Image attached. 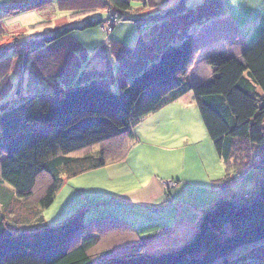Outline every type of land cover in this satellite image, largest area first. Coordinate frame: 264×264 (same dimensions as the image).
<instances>
[{
	"label": "trees",
	"instance_id": "obj_1",
	"mask_svg": "<svg viewBox=\"0 0 264 264\" xmlns=\"http://www.w3.org/2000/svg\"><path fill=\"white\" fill-rule=\"evenodd\" d=\"M184 1L165 11L160 9L168 8L172 0H26L0 4V39L8 33L4 18L40 14L51 5L54 11L83 19L108 14L107 21L88 19L34 40L24 37L19 43L22 50L12 48V52L0 55V264H264V30L240 58L208 56L206 63L213 76L192 85L187 78L194 66L191 31L222 17L226 5L223 0H202L188 7ZM134 4H138L136 12L160 11L134 21L147 31L135 49L117 41L110 43L120 65L118 92L95 81L71 88L64 95L53 91L8 102L15 89L14 78H18L13 73L15 58L23 72L19 83L26 76L31 80L32 74L51 76L72 71L78 65L77 54L85 59L88 54L71 33L107 23H112V32L117 21H132L123 14L133 10ZM100 56L99 51L96 57ZM129 68L133 70L131 77L126 71ZM20 91L18 87L17 93ZM189 93L226 167V175L217 183L231 192L244 186L247 174L255 170L259 193L254 200L237 203L248 197L245 190L230 200H221L203 214L190 242L154 255L140 251L167 229L139 233L126 214L130 209L123 204H85L59 226H47L42 211L55 203L66 178L123 160L133 140V129ZM96 147L102 148L78 156ZM38 187L41 190L35 208L19 206L21 201L30 200ZM20 207L29 211L16 212ZM13 214L23 225L33 223V229L15 232L7 222ZM106 236L117 242L98 250ZM124 237L133 240L119 247L118 241Z\"/></svg>",
	"mask_w": 264,
	"mask_h": 264
},
{
	"label": "rangeland",
	"instance_id": "obj_2",
	"mask_svg": "<svg viewBox=\"0 0 264 264\" xmlns=\"http://www.w3.org/2000/svg\"><path fill=\"white\" fill-rule=\"evenodd\" d=\"M197 1L198 0H185L184 2L189 7ZM168 2H170V0H168ZM180 2L181 0H172L171 5L169 6L171 8L163 7L160 10L165 11L167 9H172ZM137 5L138 4H134L133 10L125 12L123 14L126 20L130 19L132 21H117L114 31L112 32H109V27L112 25V23H107L106 25H104V27H97L85 31L75 30L71 33L72 38L79 45H81L88 54V57L86 59L81 54H77L78 65L75 66L72 71H61L59 74H53L51 76H43L40 74L39 76H36L35 74H32L31 80L29 79L30 76H26L24 80L22 79L23 81H20L19 83L18 78L21 77V74H23V72L22 70H20L19 59H16L14 57L15 59L13 62V73L16 74L18 78L17 80L16 78H14L15 89L12 95L7 99L8 102H12L20 96L26 98L35 94H49L53 91H61L62 95H64L66 91L71 88L79 87L81 85L89 84L95 81L101 86L106 87L113 92H118L120 84V65L117 59L112 55L110 43L112 41H117L132 49H135L140 37L142 35H145L147 31L143 28H139L134 21L139 19L142 15L157 13L160 11L157 10L155 12V10L138 9L137 13L135 10L138 8ZM235 7H238L239 12L244 8L243 1L241 0L240 4H237V6ZM257 11H259V14L262 13V9H260L258 6H256V9L253 12ZM245 12L246 9H243L241 11V13ZM107 18V13H98L91 16L90 18L83 19L82 16H78L75 14H66L59 11H54V7L52 5L40 14L34 12L22 14L19 16L6 17L3 19V23L5 24L8 33L4 38L0 39V50L4 49V51L1 52L0 55H5L8 52H12V48H16L19 51L22 50V47L21 45H19V43L20 40L24 37L25 40H34L38 35L43 36L45 34H50L55 29L64 27L66 25L67 27L75 26L78 24H82L88 19H104L105 21H107ZM250 23L252 22H249L246 25L249 26ZM228 48L234 51L235 55L240 56L239 46H236L234 44L230 45ZM99 51L101 56L96 57ZM4 55H2L1 57H3ZM12 56L14 55L12 54ZM205 57L206 56H204V54L196 56L197 65L193 66L188 72V81L194 82V80L196 81L199 78L210 79L213 71L210 67H208L206 63L207 58L205 59ZM125 68L128 67L126 66ZM34 70L35 69H33V71ZM126 71L128 76L131 77L133 74V70L131 71V69L129 68L128 70L126 69ZM18 87L21 88V94L17 93ZM195 110L199 113V109L197 110L196 108ZM189 119L193 121L192 116ZM190 125L191 126H189L187 131H190L192 129L193 134L194 132H196V134L198 135V130L195 124L190 123ZM153 136L156 137V139H152ZM145 140L146 142L148 141L147 143H145V145L141 144L129 151V155L130 153L131 155L127 159L129 162L128 164L120 165L118 163L114 164L115 162L109 163L107 167H104L102 169L90 171L75 178H66V182L62 190L58 194L55 203L49 209L42 211V216L47 226L57 227L65 222L67 218L73 215L74 210H77V207L80 203L84 206L85 203L88 204L87 201L92 199V201H97L104 200L106 197L114 198L113 200H118L121 197L134 196L137 194L136 192L138 190L142 189V182L149 178L158 179L159 177V180H162L164 183L172 182V179H181V181L186 182V184H184V188L191 187L199 181V177L197 175L202 174V172L201 174H197V172L202 171L205 166V164L203 166L201 162H210V158L206 156V154L208 153L206 143L202 142L198 144L197 147L194 146V143L190 145L189 143L184 142L183 137L180 135V133L171 132V130H167L165 126L156 131L155 135L151 133V135L146 137ZM209 144H211L212 146L213 143L211 140H209ZM153 145L156 146L153 147ZM169 145H171L169 147L170 150H165ZM105 147L106 149L109 148L108 145H105ZM101 148L102 147H96L94 149L87 150L83 153L78 154V156L97 153ZM201 152H203L205 156ZM199 157H201V161L198 160ZM190 162H197L195 163V165H193L196 170L191 166ZM247 175L248 176L246 178V182L244 183V188L238 187V191L244 193L243 191L246 190V194H248V197L242 202H237L238 204L251 202L257 197L259 193V188L257 186V183L255 182L254 177L255 170H251ZM1 180L0 160V181ZM179 185L180 184H178V186ZM4 187L13 191V189L7 184H4ZM40 190L41 189H39L38 187V189L35 190L34 196L28 201H23L27 203H23L21 201L19 206H21V204H24L25 206L26 204H28L30 205V207L33 206V208H35V204L37 203L39 198ZM180 194L181 193H179L178 195L176 194L177 196L173 198L174 203H181L182 205L187 204L190 200H187V197L184 193L181 197L179 196ZM223 194L224 192H219L217 193V198H208L200 205H203L206 202L209 203L212 201H220L223 199ZM171 201L172 200H170V202ZM197 201L198 200H196V202L192 201L190 203L195 206L197 203L203 200H200L198 202ZM214 205L204 209H212L215 207ZM167 206L171 205L169 204ZM0 207L3 209V205L1 203ZM15 211L20 213L23 211L22 213H24L29 210H25L20 207V209H17ZM20 219L21 218H17V215L15 214L9 215L7 217V222L12 225V227H14L15 232L17 230L30 231L33 229V223L23 225L24 223H21ZM138 225H136L137 228H139ZM139 231L140 230H138V232ZM168 234L169 231H165L160 238L166 237V235ZM158 239L151 243H155L156 241H158ZM131 240H133V238H121L118 241L119 245L121 246H118L123 247ZM116 242L117 241L114 240L110 241V238L106 236L102 238V242L98 247V250L110 248V243L115 244ZM151 243L146 245L144 249L140 251V253L149 255L151 253L148 254V252L156 251L160 248L158 246L164 245L166 242H162L161 240L160 243L162 244H159L157 246L152 245ZM118 246H115L116 249L118 248ZM245 253L240 256L245 255Z\"/></svg>",
	"mask_w": 264,
	"mask_h": 264
},
{
	"label": "crops",
	"instance_id": "obj_3",
	"mask_svg": "<svg viewBox=\"0 0 264 264\" xmlns=\"http://www.w3.org/2000/svg\"><path fill=\"white\" fill-rule=\"evenodd\" d=\"M10 1L22 2L26 0ZM10 1L0 0V4ZM201 1L202 0H198L195 5L199 4ZM223 1L226 5V12L222 17L213 19L206 25L196 27L191 31L194 66L197 65L196 56H199L200 54H204V56H206L205 59L213 54H222L228 57L240 58L252 41L264 30V0H242L244 4L243 9H246L245 13H241L243 9L238 12V7H235L237 4H240L241 0ZM256 6L262 9L261 14H259V11L253 12L256 9ZM249 22L252 23H250L249 26L246 25ZM234 44L240 47V56L235 55V52L228 48L230 45ZM212 76L213 73L211 77ZM208 80L209 78H199L196 81L194 80V82H189L192 85H199ZM196 108L198 110L193 95L189 93L176 102L165 106L160 111L146 117L133 129L134 136L133 140L129 142V150L126 157L114 164H128L129 162L127 159L131 155V153L129 155V151L141 144L145 145V143L148 142L145 140L146 137L150 136L151 133L155 135L156 131L165 126L166 129L171 130V132L180 133L184 142H187L190 145L194 143V146L197 147L198 144L202 142L206 143L208 148L206 156L210 158V162H201L203 166L204 164L205 166L202 171L197 172V174H201L202 172L201 175L196 174L199 177L198 182L191 187L184 188V184H186L185 181H181V179H172V181L177 182V187L172 190H167L164 187V182L159 180L160 178L157 176L158 179L149 178L143 181L141 184L142 189L138 190L136 192L137 194L134 196H125L118 200L105 197L104 200L92 201V199L87 201L88 204L90 202H112L127 206L131 212L126 214L128 217H131L130 220L132 223L135 225L139 224V228H137L140 230L139 233L147 234L155 230L167 229L169 234L166 235V237L160 238L158 241L151 244L157 246L162 244L160 243L161 240L166 243L158 246L160 248L156 251L148 252V254L151 253L149 255L159 254L161 252H171L182 248L190 242L197 233L203 214L206 210H209L204 208H209L214 204V206H216L221 200L209 203L206 202L203 204L204 207L203 205H200L201 203L205 202L208 198H217V193L219 192H224L222 200L229 199L231 196L242 193L238 191V187L244 188V186L239 185L236 188L234 187L231 192H226L223 189V185L217 183V181L223 179L226 175V167L216 153L214 145L212 144L211 146V144H209V140H211L210 136L206 130L200 112H196ZM191 116L193 117V121L189 119ZM190 123L195 124L198 130V135L196 132L193 134L192 129L187 131L189 126H191ZM152 139H156V137L153 136ZM155 146L156 145H153V147ZM170 146L171 145L165 150L169 151ZM201 153L204 155L203 152ZM198 160L201 161V157H199ZM190 163L193 167L197 162ZM178 184L180 185L178 186ZM179 193H181L179 195L180 197L184 193L187 200L190 201L184 205L181 203H174L173 198ZM170 200L172 201L170 202ZM196 200L203 201L193 206L190 202H196ZM169 204L171 206H167ZM81 206L83 205L80 203L77 209Z\"/></svg>",
	"mask_w": 264,
	"mask_h": 264
},
{
	"label": "built area",
	"instance_id": "obj_4",
	"mask_svg": "<svg viewBox=\"0 0 264 264\" xmlns=\"http://www.w3.org/2000/svg\"><path fill=\"white\" fill-rule=\"evenodd\" d=\"M164 186H165V188H166L167 190H169V189H172V188L177 187V183L174 182V181H172V182H165V183H164Z\"/></svg>",
	"mask_w": 264,
	"mask_h": 264
},
{
	"label": "water",
	"instance_id": "obj_5",
	"mask_svg": "<svg viewBox=\"0 0 264 264\" xmlns=\"http://www.w3.org/2000/svg\"><path fill=\"white\" fill-rule=\"evenodd\" d=\"M229 200H230V198H229Z\"/></svg>",
	"mask_w": 264,
	"mask_h": 264
}]
</instances>
